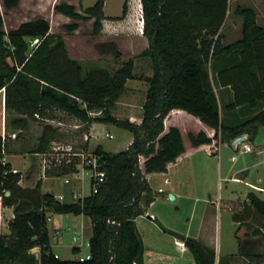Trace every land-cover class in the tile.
Returning a JSON list of instances; mask_svg holds the SVG:
<instances>
[{
    "label": "trees",
    "instance_id": "trees-1",
    "mask_svg": "<svg viewBox=\"0 0 264 264\" xmlns=\"http://www.w3.org/2000/svg\"><path fill=\"white\" fill-rule=\"evenodd\" d=\"M105 1L96 0L79 12L74 4L62 0L54 10L72 20L64 24L66 31H76L80 21H92V34L98 36L103 29ZM127 2L124 0L121 17L127 13ZM19 3L3 0V7L10 11ZM141 4L148 47L138 56L150 58L153 74L142 77L148 88L140 123L112 113L127 81L135 78L134 59L122 61L116 41L99 42L97 49L118 67H85L70 57L64 36L51 33L47 19L37 17L6 30L0 14V91L4 90L5 110L14 114L11 122L6 116L7 126L24 131L30 120H44L51 112L61 111L87 125H115L133 137L128 147L118 152L96 145L90 152L97 157L104 182L88 196L59 201L52 193L41 191V180L32 186L20 185L22 174L2 162L8 138L0 136V204L13 207L14 215L8 231H0V264H143L144 244L135 219L145 214L154 200L147 175L167 172L168 166L186 153L184 137L196 149L213 141L230 143L242 134L254 140L264 127V27L258 24L256 11L236 7L235 14L242 19L241 36L224 44L221 29L230 0H141ZM34 39L39 41L31 47ZM173 110L197 118L204 128L184 137L176 126L166 129L165 119ZM93 111H100L101 116H92ZM56 133V128L45 124L32 152H48ZM77 165L75 158L68 163L53 162L45 176L76 173ZM230 210L239 224L237 231L245 227L246 235L264 237L263 199L250 191L244 202ZM48 212L90 218V259L56 256L51 248ZM154 221L183 241L195 264H215V251L199 239ZM238 241L243 251V242ZM35 248L39 251L34 252ZM72 250L78 252L79 248Z\"/></svg>",
    "mask_w": 264,
    "mask_h": 264
},
{
    "label": "rangeland",
    "instance_id": "rangeland-1",
    "mask_svg": "<svg viewBox=\"0 0 264 264\" xmlns=\"http://www.w3.org/2000/svg\"><path fill=\"white\" fill-rule=\"evenodd\" d=\"M62 0H57L60 2ZM70 1L76 7L77 11L82 12L83 8L90 7L94 4L95 0H66ZM123 0H107L105 10L110 15L119 14L121 11ZM43 7H39V5ZM22 8H17L14 11H6L2 6L0 0V14H2L5 29L9 30L13 26L18 25L22 21L31 20L37 17H44L50 22L51 32L59 33L64 36L66 41V46L70 57L82 61L85 67L91 65H99L102 67L114 70L119 64H116L108 56H102L99 54L97 49V44L101 41L102 35L94 36L92 34V21H80L79 28L74 32L66 31L64 28L65 21L71 23L72 20H65L64 18H58L56 12H53L52 4L46 3L44 0H37L36 3H31L30 1L22 2ZM237 6L241 7H251L257 13V22L260 26L264 27V0H230V9L228 11L227 18L221 29L223 35V43H231L236 41L241 36V22L242 19L235 14V9ZM32 9V12L28 10ZM23 9V10H22ZM120 49V48H119ZM122 53V52H121ZM122 61L128 60L123 55L121 56ZM145 60H150V58H144ZM144 69V68H142ZM135 78L139 79L144 77V71L134 70ZM136 81L129 80L128 88L121 96V102L116 109L112 111L116 117L120 119H128L126 116V101H131L130 110L134 114L142 113V104L146 96L147 85L144 83H135ZM134 90V95L132 94ZM225 99V98H224ZM2 101L0 96V117H1ZM7 118L11 122L14 114L6 111ZM92 116H101L100 111L91 112ZM223 117H227L225 113H222ZM52 117V118H51ZM50 118L48 120H30L29 126L25 131L16 130L17 137L10 139V145L8 149L13 151L17 155H12L9 161L12 162L13 166L19 171L25 172L30 169L33 162H38L42 165L43 158L46 159L45 166L48 165L49 160H53L60 157L61 152H56L54 149L47 156H34L35 145L38 143V138L42 133L43 126L45 124H50L52 127L57 129L53 143L55 147L63 145L67 148H72V151L77 153L73 156L78 160V174L79 184L74 188L80 196H88L91 193L90 178L91 171H87V168H83L80 162L84 157L88 156L89 151H92L98 143H102L105 150L110 152L120 151L126 146L130 135L129 131L121 129L115 125L110 124L105 132L106 134L99 141L94 138L90 140L87 137L88 127L87 125H80L75 119H72L64 114L53 111L50 113ZM10 131L14 129L9 125ZM108 135H112L110 138ZM264 137V127H261L258 134L255 137L256 141L261 140ZM185 142L188 144V140L185 137ZM212 149V148H210ZM220 154L213 155L204 151L198 152L195 156L199 160L200 165L204 166L206 169V176H202L198 179L201 185L194 197L199 198V202L194 204V201L190 197H183L181 200H171L169 195H165L164 199L161 200L160 204L157 203L158 208L161 213H164L168 218H179L181 227L186 228L189 219L193 222L195 228L197 222L199 221L203 211L205 212L204 201L202 198H207L215 201L218 197L222 199L223 203V225L222 232L228 233V237H235V231L237 227L232 226V211L227 208L229 205V199L233 200V206L237 205V201H242L245 199L246 194L250 191L256 192L262 199H264V192L255 191L243 182H227V188L223 187L222 190L218 189V179L219 177H229L236 173L239 163L244 158L243 154L240 155L238 161L233 163L231 161L232 155L236 152L232 147L225 145L224 143L220 147ZM210 151V150H209ZM33 155V156H31ZM32 157V158H31ZM218 163L221 165V172H218ZM260 176L264 179V165L260 166ZM41 170V169H40ZM23 174V173H22ZM42 176V174H41ZM66 176V175H65ZM254 179V178H253ZM65 179L60 176V178L47 180L44 179L42 186V191L53 192L55 195H60L63 192V183ZM252 180V179H250ZM202 182L207 184L205 189L202 190ZM24 183V182H23ZM204 184V185H205ZM264 186V182L260 184ZM206 188L208 190H206ZM77 200V199H76ZM164 201V202H163ZM211 211H215L214 206H210ZM48 230L51 245L54 253L60 256L62 260L68 259H78L85 256L89 252L88 238L91 233V221L90 218L84 215H74V214H55L48 212ZM192 216V217H191ZM232 229V230H231ZM7 232V230H5ZM76 246L79 247L78 252H74L72 248Z\"/></svg>",
    "mask_w": 264,
    "mask_h": 264
},
{
    "label": "crops",
    "instance_id": "crops-1",
    "mask_svg": "<svg viewBox=\"0 0 264 264\" xmlns=\"http://www.w3.org/2000/svg\"><path fill=\"white\" fill-rule=\"evenodd\" d=\"M24 1H30L31 3H36L37 0H20V3L17 8H22L23 7L22 2ZM44 1L48 4H52L53 12H55L54 6L59 2H57V0H44ZM1 2L3 6V0H1ZM68 2L71 3L70 1ZM106 3L107 0L105 1L103 8L105 19L103 20L101 41H106V40L116 41L120 48V51L122 52V55L126 57V59H130V58L134 59L135 71L138 68L139 70H143L145 72L144 77L152 76L153 70L151 66V60L148 61L144 59L149 57L138 56L148 47V40L143 35V24L141 25L140 23L141 22L140 8H142L141 0H128L127 13L124 17H121L124 0L121 6L120 13L115 15H110L106 12L105 10ZM39 7L42 8L43 6L40 4ZM16 9L10 11H14ZM28 10L32 12L31 8H29ZM56 15L58 16V18H64L65 20H69L68 17L59 14L57 12ZM117 17H121V18H117ZM66 23H68V21H65L64 24ZM18 25L13 26L12 28L17 27ZM129 80L136 81L135 83H144L145 85H147L148 88L147 82L142 77H140L139 79L134 78ZM128 81L126 83V90L128 88ZM132 94L134 95V90ZM0 96L2 101L1 117H0V121H1L4 115L5 117L7 116L5 110V102H4V90L0 91ZM226 98L228 99V96H226ZM120 103H122L121 99H119L116 106H118ZM125 103L127 110L126 111L127 118L132 122L140 123L142 118V113L141 115L134 114L132 110H130L131 101L128 100ZM58 112L64 114L65 116H68L64 112L61 111ZM68 117L75 119L77 122H79L81 126L87 125L74 117L71 116ZM109 125L110 124L102 123V122H92L91 124L87 125L88 127L87 137L89 136L90 140L96 138L100 141L104 135L106 136V134H109L108 132H105L108 129ZM170 126L178 127L182 131L183 137L188 132H192L196 134L201 128H204V126L199 122L197 118L181 110H173L166 117L165 119L166 129H168ZM14 132H16V130L14 129V131L12 130L10 131L8 125L7 133H14ZM132 138H133L132 135H130L129 140L126 143V146L121 150L126 149L128 147V145L132 141ZM10 143H11L10 139L8 138V147ZM98 144L103 146V144L100 142ZM185 145H186V153L182 155L180 158H178V160L175 163L170 164L168 166L167 172L151 173L147 175V181L153 191L154 200L147 207L146 213L138 216L135 219L137 230L140 233L144 244L143 264H195L192 254L185 247V245H183L184 244L183 241H181L179 238H176L175 236L169 233L164 232L159 227V225L154 221V219H157L166 228L181 234H185L197 238L204 245L213 249L215 251V264H264V237L262 235H258V234L246 235L247 232L245 227H242L237 231L239 224L235 223L233 219L231 221L232 222L231 224L233 228L237 227L235 231L236 238L235 237L231 238V236L228 237V233H225V236L223 235L222 232V225H223L222 202L223 201L219 197L215 201L207 198L205 199L202 198L204 204L206 203L207 205L205 206V212L204 211L202 212L204 214L201 215L195 228L193 226V222H191V218L189 219L186 228H183L184 226L181 227V225L179 224L180 223L179 218L170 219L168 218V216H165L164 213L160 212L157 203L160 204L161 200L164 199L165 195L172 194L174 196V199L171 200H175V201L177 199L181 200L183 197L185 198L190 197L193 199L194 204L199 202V198L194 197V194L196 195V193L200 189L198 186L201 184L198 181V179L204 175L206 176L207 171L204 168V166L200 165L199 160L195 158V156L198 152L201 151L207 152L209 154L211 152V154L219 156L221 150L219 149L218 151L213 152L212 150H210L211 145L196 149L192 148L186 142ZM227 146L232 147L231 145H227ZM12 155H17V154H15L13 151L8 149V151H6V153L4 154V160L5 162L11 164L12 169H16L17 171H19L16 167L13 166L12 162L9 161V158ZM33 155L41 157L42 153L41 154L34 153ZM243 155L244 158L241 159L242 161L239 163L236 173L233 175L238 177L239 180H226L230 178L232 175L229 177H219L218 189L222 190L223 187L227 188L226 185L227 182H243L255 191L264 192V186L260 185L264 182V179L262 178V176H260L259 173L261 169L259 167L264 165V162H259L258 160L247 154H243ZM239 156L240 155H238V158ZM238 158L233 163H236L238 161ZM43 168H44V158L42 161V165H39L38 162L35 163L32 161L30 169L26 170L25 172L19 171L21 174L23 173L22 179L19 182L20 185L32 186L35 184L37 180H41V189H42L44 179L52 180V179L60 178L58 176H45V174L43 173ZM218 172H221L220 163H218ZM79 173L80 171L66 176H62V178L68 180L67 183L65 182L63 183L64 190L62 194H60L64 196V200H76L80 197H83L80 196L74 188L76 185L79 184V178L77 177ZM204 184L205 182L204 183L202 182V186H201L203 188L202 190H204L205 186L207 185ZM206 190L208 189L206 188ZM42 192L47 193L44 191ZM48 193H52L55 197L57 196L53 192L48 191ZM254 193L259 198H261L256 192ZM73 194H76L77 198H73ZM245 200L246 197L242 201L241 200L237 201L236 203L238 204L234 206L237 207ZM229 201L230 202L227 208L230 209V207L233 206V202L235 201L230 199ZM210 206H214L215 211L214 210L211 211ZM13 216H14L13 207H3L0 204L1 232L6 233L5 230L8 231L7 224L13 218ZM238 238L241 239L243 242V251H240ZM55 254L57 255V253ZM57 257L60 258V256Z\"/></svg>",
    "mask_w": 264,
    "mask_h": 264
},
{
    "label": "built area",
    "instance_id": "built-area-1",
    "mask_svg": "<svg viewBox=\"0 0 264 264\" xmlns=\"http://www.w3.org/2000/svg\"><path fill=\"white\" fill-rule=\"evenodd\" d=\"M140 16H141V25L143 24V12H142V8H140ZM39 39H34L31 42V47H34L37 43H38ZM35 117H37L38 119H40L39 115H35ZM45 121L48 120L44 119ZM21 131V130H20ZM209 136H212V132L211 131H207ZM0 136L2 137V139L4 140L5 138H16L17 133H7V125H6V117L5 115L3 116L2 120L0 121ZM110 138L112 137V135H108ZM241 136L244 137V139L242 141H238L237 144L235 145V147L232 146V142L236 139H239ZM223 143L221 142H217L213 141L211 143V147L213 152H216L220 149L221 145ZM225 145H231L234 149V151L236 152L234 155H232L231 157V161L235 162L238 158V154H247L253 158H255L256 160H258L259 162H264V137L259 140L256 141L254 140H250L249 135L248 134H242L236 138H234L233 140H231L230 143L225 142ZM56 152H61L62 155H60V157H57L53 160H49L48 165H44L43 168V173L45 174V170L47 168H51L52 167V163L56 162L57 164L60 163L61 161L65 160L67 163L71 161L72 158H74L73 156L77 155V153L72 151V148H67L63 145L57 146L53 148ZM51 151H48L46 153H42L43 156H47ZM88 156L90 157H84L82 161L80 162L81 166L83 168H87V171H91V178H90V186H91V190L93 192H97L99 187L101 186V184L104 182V173L102 171H99L97 169V157L95 155H93L90 151L88 153ZM2 162L5 163L4 157L2 158ZM46 159L44 158V164H46ZM13 172H17L16 169H12ZM226 180H239L238 177L236 176H231L230 178L226 179ZM68 180H65V183H67ZM56 199H58L59 201H63L64 200V196L63 195H57L55 197ZM73 198H77L76 194H73ZM82 198V197H80ZM232 208V206L230 207V209ZM184 245V244H183ZM57 256V255H56ZM90 259V254L88 252V254H86L85 256H82L80 258H78V260L83 261V260H87Z\"/></svg>",
    "mask_w": 264,
    "mask_h": 264
},
{
    "label": "water",
    "instance_id": "water-1",
    "mask_svg": "<svg viewBox=\"0 0 264 264\" xmlns=\"http://www.w3.org/2000/svg\"><path fill=\"white\" fill-rule=\"evenodd\" d=\"M243 139H244V137L241 136L239 139L234 140V141L232 142V146L235 147V145L237 144V142H238L239 140L242 141ZM55 145H56L55 143H51V144L49 145V147H48V151L53 150V148L55 147ZM58 146H60V145L58 144ZM6 195L8 196V195H9V192H7ZM169 197H170V199H174V196H173L172 194H170ZM33 251H34V252H38L39 249H38V248H35Z\"/></svg>",
    "mask_w": 264,
    "mask_h": 264
}]
</instances>
